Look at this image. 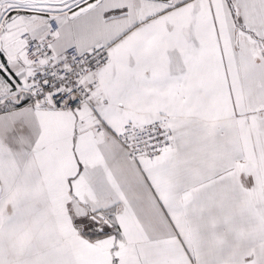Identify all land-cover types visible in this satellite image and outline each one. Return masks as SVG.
Masks as SVG:
<instances>
[{
    "label": "snow or ice",
    "instance_id": "6c2138e0",
    "mask_svg": "<svg viewBox=\"0 0 264 264\" xmlns=\"http://www.w3.org/2000/svg\"><path fill=\"white\" fill-rule=\"evenodd\" d=\"M0 264H264V0H0Z\"/></svg>",
    "mask_w": 264,
    "mask_h": 264
}]
</instances>
